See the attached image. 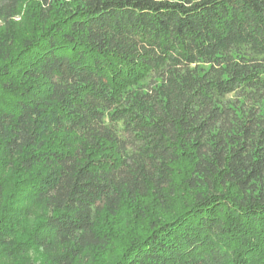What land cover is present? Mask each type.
I'll return each instance as SVG.
<instances>
[{"label":"trees","instance_id":"16d2710c","mask_svg":"<svg viewBox=\"0 0 264 264\" xmlns=\"http://www.w3.org/2000/svg\"><path fill=\"white\" fill-rule=\"evenodd\" d=\"M125 209L105 264H264V0H0V264Z\"/></svg>","mask_w":264,"mask_h":264},{"label":"rangeland","instance_id":"374dc122","mask_svg":"<svg viewBox=\"0 0 264 264\" xmlns=\"http://www.w3.org/2000/svg\"><path fill=\"white\" fill-rule=\"evenodd\" d=\"M129 212L130 210L125 209V212L123 211L121 216H119L117 223L115 222L111 225V229L114 234L112 236V244L108 250L95 251L93 263L90 259L84 258L79 262V264H105L107 261L113 260L118 255V253L122 250V247L126 244L128 236L130 235L129 233H135L142 230V227L138 225L139 223H134L135 227L130 232L128 230H124L127 227L124 223H127V220L131 215Z\"/></svg>","mask_w":264,"mask_h":264}]
</instances>
